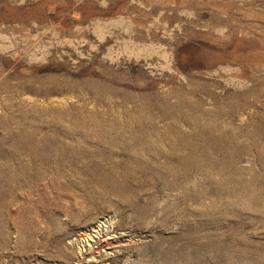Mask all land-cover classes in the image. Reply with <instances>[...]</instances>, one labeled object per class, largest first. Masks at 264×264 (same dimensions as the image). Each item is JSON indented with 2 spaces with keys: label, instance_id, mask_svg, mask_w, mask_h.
I'll return each mask as SVG.
<instances>
[{
  "label": "rangeland",
  "instance_id": "rangeland-1",
  "mask_svg": "<svg viewBox=\"0 0 264 264\" xmlns=\"http://www.w3.org/2000/svg\"><path fill=\"white\" fill-rule=\"evenodd\" d=\"M193 197L264 214V0H0V264H264Z\"/></svg>",
  "mask_w": 264,
  "mask_h": 264
},
{
  "label": "bare ground",
  "instance_id": "bare-ground-1",
  "mask_svg": "<svg viewBox=\"0 0 264 264\" xmlns=\"http://www.w3.org/2000/svg\"><path fill=\"white\" fill-rule=\"evenodd\" d=\"M137 154L138 153H135L133 155L135 161L136 159L138 160ZM166 158H168L169 161L175 159V157H173L172 154L171 155L167 154ZM134 173L135 171H125V173L123 174L124 176H128V175L132 176L134 175ZM90 176L97 178L95 175L92 174ZM102 176L103 178H107V179H103L102 177H98L103 180L101 182L104 185V188L106 187L107 189H112L120 196H124L126 194H132V195L134 194L135 196H137L138 194L137 190L132 188L131 186H128L125 181H123L121 184L108 185V179L113 178L112 173H105V174L102 173ZM190 200L195 205V208H193V210L191 209L192 215L201 216L204 220V223L206 224L209 223L213 225H222V223H225L226 225L225 227H227L228 230L231 231L239 227L244 228V226H250L251 223L248 222L245 218L248 217V215L259 216L260 221H261V217L264 218L263 213L251 212V209L254 208L245 207L244 210H240L237 206L239 205V203L237 204L235 200H230L229 202H227V201H221L220 199L212 198L209 202H205L199 197H193ZM245 202L246 204H250L251 206H253V201L246 200ZM180 208H184V207H180ZM206 224H204V226Z\"/></svg>",
  "mask_w": 264,
  "mask_h": 264
}]
</instances>
